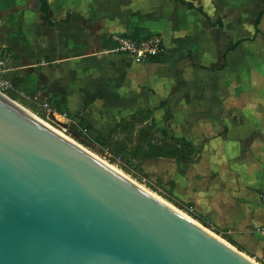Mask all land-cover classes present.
Returning <instances> with one entry per match:
<instances>
[{"label": "crops", "instance_id": "obj_1", "mask_svg": "<svg viewBox=\"0 0 264 264\" xmlns=\"http://www.w3.org/2000/svg\"><path fill=\"white\" fill-rule=\"evenodd\" d=\"M187 1L210 19L173 0H48L50 24L40 0H0L8 95L62 122L67 113L109 145L130 132L140 145L163 131L168 143L185 139L194 150L185 163L140 159L152 186L264 263V16L255 29L264 6ZM117 35H159L164 54L142 64L111 54ZM148 111L142 125L130 120ZM127 124L135 129L121 131Z\"/></svg>", "mask_w": 264, "mask_h": 264}, {"label": "water", "instance_id": "obj_2", "mask_svg": "<svg viewBox=\"0 0 264 264\" xmlns=\"http://www.w3.org/2000/svg\"><path fill=\"white\" fill-rule=\"evenodd\" d=\"M205 228L0 94V264H256Z\"/></svg>", "mask_w": 264, "mask_h": 264}, {"label": "rangeland", "instance_id": "obj_3", "mask_svg": "<svg viewBox=\"0 0 264 264\" xmlns=\"http://www.w3.org/2000/svg\"><path fill=\"white\" fill-rule=\"evenodd\" d=\"M8 94L10 96L12 95L11 92H9V91H8ZM28 110H30L31 112L36 114V116L40 117L42 120H45V122L47 121L48 124L49 125L51 124L50 126H52L53 128L61 131L59 128L54 126L53 123L50 121V119H52V116H50V118H49V115H48L47 112L42 111V110H40V111H35V110H31V109H28ZM55 118H56V120L59 119L57 116H55ZM72 131H73V133H72L71 136L68 133L65 134V135L68 138H70L71 140H73L75 143L80 145L81 147L85 148L86 150H88L92 154L96 155L98 158H100L101 160H103L107 164H110L112 167H114L119 172L123 173L124 175H126L129 178H131L132 180H134L135 182L140 184L142 187H144L148 191L152 192L154 195L160 197L162 200L166 201L170 205L174 204L175 206L174 205H172V206H174L175 208L181 210L186 215L190 216L189 214H187V212H185V210L182 207H180L181 205L179 206L178 204H175L173 202V200L170 199V197H168L166 194L161 193L160 191H158V189H155L152 186V182L153 181H152V175L150 174L151 173V169L145 168L143 161L140 160L142 158L140 156V152H139V157H137V160L132 158L131 152L135 149V147L141 141V139L139 138V136L137 134L134 135L133 132H130V133H128V135L122 137V139H115L110 144L109 148H110V150L112 152V156L113 155L117 156L118 153H120V149H124L125 150V153H126L125 157H123L120 160H116L114 156L111 157V159H109L108 152L105 151L107 146L103 145L97 139V137H95L93 134L90 133V131L84 133V132L80 131V129L76 128V127L73 128ZM130 150H132V151H130ZM144 179L147 180L145 183L143 182ZM190 217L194 221H196L199 224L203 225L201 222H199L198 220H196L192 216H190ZM206 228L210 232H212L215 235H217L218 237H220L221 239H223V240L225 239L222 236H219L218 234L213 232L212 229L210 230V228H208V227H206ZM225 241L227 242V240H225ZM228 243L230 245H232L235 249L240 251L242 254L246 255L249 258H251L254 262H256L258 264H264L263 262L259 261L258 259L248 256L247 254H245L243 251L239 250L236 246H234L230 242H228Z\"/></svg>", "mask_w": 264, "mask_h": 264}, {"label": "built area", "instance_id": "obj_4", "mask_svg": "<svg viewBox=\"0 0 264 264\" xmlns=\"http://www.w3.org/2000/svg\"><path fill=\"white\" fill-rule=\"evenodd\" d=\"M108 52L116 56L128 57L134 62L142 64L154 60L155 58H162V55L164 54V43L162 37L159 35H149L142 38L117 35L113 36L111 40V47ZM8 70L6 60L0 58V94L10 98L8 91L12 89L13 83L7 76ZM61 117H63L66 121L62 122L58 118V120H56V118H52L50 121L63 133H68L71 136L73 133L72 130L75 127L84 133L89 132L87 128L81 126L79 122L73 120L67 113H63ZM105 151L108 152L109 159L114 156H112V152L109 147H106ZM114 157L116 160L122 159L119 155ZM146 181V179L143 180L144 183ZM260 199L262 205L264 206V192L261 194ZM180 207H182L187 214L194 218L195 209L193 207Z\"/></svg>", "mask_w": 264, "mask_h": 264}, {"label": "trees", "instance_id": "obj_5", "mask_svg": "<svg viewBox=\"0 0 264 264\" xmlns=\"http://www.w3.org/2000/svg\"><path fill=\"white\" fill-rule=\"evenodd\" d=\"M175 2H178L186 7H188L189 9H197L199 10L205 17H207L208 19H210L207 14L203 11L202 7H196L194 5V3L187 1V0H173ZM264 6V0H260ZM40 11L44 14L45 19L51 24V21L49 19V4H48V0H40ZM264 16V7L262 10L259 11L256 19H255V29L256 32L259 33V24L261 22L262 17ZM218 25L220 28H223V24L221 19L218 20ZM237 44H234L231 46V49H234ZM161 58H155L154 60H160ZM152 116V112H139L136 113L132 116H130V120H133V123H139V125H142L145 121L149 120ZM131 121H129L130 123ZM130 123V124H133ZM81 124L87 128L88 130L90 129L86 124H84V122H81ZM135 127H132V125H125L123 128H121V131L127 132V131H131L134 130ZM90 131V130H89ZM148 131H150V128H148L147 126H145L144 129L139 130V132L141 133H148ZM162 134L164 135V140L158 141L155 140L154 138H150L146 144H138L135 149L131 152V156L132 158L137 160V157H139V152H140V156L143 158H157V157H168V158H175L178 160H189V156L191 155V153H194V150H192V148H190V144L189 142H187L185 139H177L175 141V143H168L167 142V133L165 131L162 132ZM100 142L103 145H106L107 147H109L110 145L108 144V140L105 139H100ZM125 150L124 149H120V153H118L119 156H121V158L125 157ZM196 220H198L199 222H201L203 225H205L206 227L210 228L209 225L207 224V222L205 220H203L200 217H194ZM227 240L233 244L234 246H236V244L230 239L227 238ZM239 250L240 248L238 246H236Z\"/></svg>", "mask_w": 264, "mask_h": 264}, {"label": "bare ground", "instance_id": "obj_6", "mask_svg": "<svg viewBox=\"0 0 264 264\" xmlns=\"http://www.w3.org/2000/svg\"><path fill=\"white\" fill-rule=\"evenodd\" d=\"M25 110L27 112H29L32 116H34L37 120H39L40 122H42L44 125H46L47 127H49L50 129L54 130L55 132H57L58 134H60L61 136H63L64 138H66L67 140H69L70 142H72L73 144H75L76 146H78L79 148H81L82 150L86 151L87 153H89L90 155H92L93 157H95L96 159H98L99 161H101L102 163H104L105 165H107L108 167L112 168L113 170H115L116 172H118L119 174H121L122 176H124L125 178H127L128 180H130L131 182L135 183L136 185H138L139 187H141L142 189L146 190L147 192H149L150 194L154 195L152 192L148 191L147 189H145L144 187H142L140 184H138L137 182H135L134 180H132L131 178L127 177L126 175H124L123 173L119 172L118 170H116L114 167H112L110 164H107L106 162H104L103 160H101L100 158H98L96 155L92 154L91 152H89L88 150H86L85 148L81 147L80 145H78L77 143H75L73 140H71L70 138H68L65 133H63L62 131H59L55 128H53L52 126H50L48 123H46L44 120H42L40 117L36 116L35 114H33L32 112H30L29 110H27L25 108ZM155 197H157L158 199H160L161 201L165 202L166 204H168L169 206H171L172 208H174L175 210H177L178 212H180L181 214H183L185 217H187L188 219H190L191 221H193L194 223H196L199 226H202L201 224H199L198 222L194 221L190 216L186 215L184 212H182L181 210L175 208L174 206L170 205L169 203H167L166 201L162 200L160 197L154 195ZM210 234H212L213 236L217 237L218 239H220L221 241H223L224 243L230 245L228 242H226L225 240L221 239L220 237H218L217 235H215L214 233L210 232L207 228H205ZM233 247V246H232ZM234 248V247H233ZM251 259V258H250ZM252 260V259H251ZM258 264V263H256Z\"/></svg>", "mask_w": 264, "mask_h": 264}]
</instances>
